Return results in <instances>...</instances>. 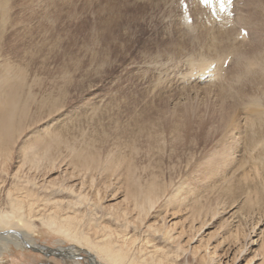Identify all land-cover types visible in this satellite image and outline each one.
<instances>
[{
    "label": "rangeland",
    "instance_id": "374dc122",
    "mask_svg": "<svg viewBox=\"0 0 264 264\" xmlns=\"http://www.w3.org/2000/svg\"><path fill=\"white\" fill-rule=\"evenodd\" d=\"M172 1L0 0V8L4 6L0 10V64L23 71L29 85L22 92L27 102L19 104L25 106L22 129L9 146L8 155L0 153V161H6L8 173L16 171L24 148L39 140L49 143V155L62 163L64 147L72 157L78 149L100 154L111 149L127 154L137 150V165L147 166L148 172L162 177L161 183L170 178L187 191L186 197L182 195L185 199L176 200L175 208L167 211L169 229L176 231L184 226L193 205L220 200L215 215L205 217L204 228L195 236L197 240L188 245L189 249L198 246L202 250L204 245L199 246L198 240L213 246L228 235L230 212L235 211L239 222V237L257 217L264 216V151L249 145L261 129L257 126L258 116L264 118V13H259L264 10V0L257 1L259 12L251 19L247 18L248 10H239L244 0L235 2L238 11L245 15V23L249 20L242 28L250 37L235 40L231 34L226 36L229 42L219 34L221 21L216 23L193 0H188L189 11L192 7L190 15L192 24L197 23V31L186 30L177 21ZM257 37L261 38L259 44ZM223 49L231 56L225 69L222 61L227 53ZM207 58L220 62L219 68L209 61L207 66H215L204 83H199V75L196 81L189 80L190 70L202 68L201 60ZM239 60L241 67L237 63L231 66L232 61ZM220 115L230 117L229 128L220 124ZM177 120H184L183 126ZM148 130L150 138L146 137ZM155 136L163 143L147 140ZM223 146L228 155V161L221 163L225 166L209 167L207 159L213 150L220 152ZM64 168L56 165L37 180L70 184L62 172ZM0 176L9 181L7 175ZM115 186L119 185L111 183L100 188L97 199L102 206L122 205V192ZM254 187L260 191L255 193ZM247 195L251 202H244ZM2 205L1 196L0 208ZM155 220L160 224L159 218ZM32 239L37 248H79L46 229H40ZM184 245L187 246L185 242ZM80 249L81 256L70 259L12 247L2 262L90 264L88 252ZM220 255L214 264H257L249 262L251 254L235 263L231 256L225 259Z\"/></svg>",
    "mask_w": 264,
    "mask_h": 264
},
{
    "label": "bare ground",
    "instance_id": "6f19581e",
    "mask_svg": "<svg viewBox=\"0 0 264 264\" xmlns=\"http://www.w3.org/2000/svg\"><path fill=\"white\" fill-rule=\"evenodd\" d=\"M257 1L259 0H244L242 2L243 6L239 7V10H248L246 12L247 18L251 19L254 13L259 12V2L257 3ZM193 2L195 1L193 0ZM236 3L238 4V0ZM253 3L258 11L255 7H251L254 6ZM194 5L200 7L197 3H194ZM249 8L251 11H249ZM195 11L193 12L195 13ZM203 11L206 13L204 9ZM262 11L264 10L259 13L263 14ZM234 12L235 17L233 15L232 19H228L222 15L221 22L218 23L220 26V33H218L227 42H229V38L226 36L231 35L230 32L235 26L237 27L236 30L243 26L246 27L248 25L247 21H249L247 19L245 23V15L240 13L238 9ZM3 15L4 12H2ZM255 20H257L256 17ZM227 22H232L229 29L226 28ZM250 30L254 29L250 28ZM256 30L260 29L256 28L254 31ZM204 35L206 36V33ZM248 36L250 37V35ZM259 38L257 37V44H259L258 42L261 43ZM244 39L246 38L244 37ZM220 41L222 44V40ZM241 42L244 43V41ZM250 42L253 43V38ZM232 45L234 44L232 43ZM256 45L254 46L256 47ZM235 49L233 47V50ZM239 51L242 52V50ZM223 52L227 53V56L223 57L224 60L221 61L224 63L225 59L228 58V62H230L231 56L228 55L227 50L224 51L223 49ZM240 60L238 62L232 61L231 66L237 63V67H241L243 64ZM0 68V153L8 155L10 152L9 146L13 145L15 135L22 129L20 127L22 117L25 115V106L19 104L27 102L26 97L22 96V92L25 88L29 89V85L23 71L16 72L4 63L0 64ZM253 73L255 72L252 71ZM186 118L189 119L188 115H186ZM220 119V124L228 127L230 117L220 115ZM257 120L259 124H255L260 126L261 129L258 134L255 133L249 141V145L264 151V118L259 115ZM179 121L182 122L178 125L183 126L184 120H177V122ZM146 137H151L149 130ZM147 140H154L155 144L159 140L163 143L162 139L156 138V136ZM53 141H56V139ZM47 146H49V143L43 140L31 142L30 146L24 148L21 163L16 171L12 173L7 172L6 161H0V175L4 174L9 177L8 181L0 176V198L1 196L3 198V205L0 208V264H3V255L9 254L12 247L19 250H38L39 253H51L55 256L70 259H78L82 251L80 248H83L88 252L90 264H101V261L107 264H214L215 258L219 257L220 253L224 255L225 259L231 256L232 263L238 262L247 254H251V261L249 262L254 261L257 264H264V216H262V219L257 217L256 222L251 224L249 230L239 237V222L235 220V211L230 213L228 211L227 226H230L228 235L213 246L200 239L197 242H200L199 246L204 245L202 250L198 249V246L189 249L188 245L194 239L197 240L195 236L200 229L204 228L205 217L210 213L215 215V212L219 209L220 200L216 199L205 205H193L186 216V219H188L186 224L174 231V229H169V225H166V214L170 208H175L176 200L181 199V197L185 199L187 191L182 185L174 183L170 178L161 183L159 179L162 177L148 172L147 166L137 165L134 160L136 154L139 153L137 150L129 151L130 153L127 154V152L111 149L105 154H102V152L100 154L87 149H78L75 156L72 157L64 147L62 153H65L66 157L62 158V161H65L62 163L61 161L56 162L57 158L49 155ZM226 150L224 146L220 152L213 150L206 161L208 166L217 165L223 168L225 164L222 165L221 163L228 161V155H225ZM67 157H70L71 160H67ZM56 165L65 167L62 172L67 174V177L71 180L70 184L57 183L50 181V179L41 182L37 180L42 173L47 176L44 172L53 170ZM5 183H8L7 188L4 187ZM111 183L119 185L115 187L119 188V192H122V205H111L107 208L100 204L97 196L100 193V188H105ZM254 188L255 193L260 191L257 187ZM182 195H185V197ZM245 199L244 202H251L249 195ZM155 218H159L160 224L156 222ZM260 226H263V228L260 229ZM40 229H46L54 235L64 237L68 241L74 242L79 248L72 249L70 247L67 250L62 247L47 249L41 246L37 248L32 238ZM184 238L187 239L182 242ZM184 242L187 246L184 245ZM217 245H220L221 249L220 251L217 249L216 253ZM69 263L74 264L76 262Z\"/></svg>",
    "mask_w": 264,
    "mask_h": 264
},
{
    "label": "water",
    "instance_id": "95a60500",
    "mask_svg": "<svg viewBox=\"0 0 264 264\" xmlns=\"http://www.w3.org/2000/svg\"><path fill=\"white\" fill-rule=\"evenodd\" d=\"M66 248L70 249V247H66Z\"/></svg>",
    "mask_w": 264,
    "mask_h": 264
}]
</instances>
